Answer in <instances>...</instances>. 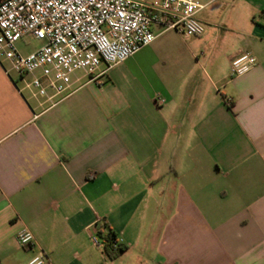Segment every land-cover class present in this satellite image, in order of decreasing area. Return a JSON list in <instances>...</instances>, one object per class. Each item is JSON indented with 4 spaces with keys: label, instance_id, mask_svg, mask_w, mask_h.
Wrapping results in <instances>:
<instances>
[{
    "label": "crops",
    "instance_id": "0c3cea01",
    "mask_svg": "<svg viewBox=\"0 0 264 264\" xmlns=\"http://www.w3.org/2000/svg\"><path fill=\"white\" fill-rule=\"evenodd\" d=\"M200 3L201 37L153 27L62 100L0 66V264H264V0ZM246 53L256 67L232 77ZM103 227L127 248L115 260Z\"/></svg>",
    "mask_w": 264,
    "mask_h": 264
},
{
    "label": "built area",
    "instance_id": "2783aa9c",
    "mask_svg": "<svg viewBox=\"0 0 264 264\" xmlns=\"http://www.w3.org/2000/svg\"><path fill=\"white\" fill-rule=\"evenodd\" d=\"M199 0H2L0 2V66L8 63L21 79L31 77L34 95L52 102L72 94V76L83 72L92 79L101 65L122 64L150 46L153 27L174 30L185 38L201 37ZM31 36L43 45L28 55L17 44ZM257 60L246 53L231 64V76L249 73ZM163 104V99L157 100ZM230 104V100H227ZM20 248L32 250L36 241L23 230ZM94 243L104 250L98 238ZM117 243L114 249H117ZM38 252L30 264H45Z\"/></svg>",
    "mask_w": 264,
    "mask_h": 264
},
{
    "label": "trees",
    "instance_id": "16d2710c",
    "mask_svg": "<svg viewBox=\"0 0 264 264\" xmlns=\"http://www.w3.org/2000/svg\"><path fill=\"white\" fill-rule=\"evenodd\" d=\"M231 107V105H229ZM98 239L105 244L104 253L110 260H115L117 257L126 252L127 248L121 244L117 249H114V245L117 243V235L110 231L108 227H103L97 231Z\"/></svg>",
    "mask_w": 264,
    "mask_h": 264
},
{
    "label": "rangeland",
    "instance_id": "374dc122",
    "mask_svg": "<svg viewBox=\"0 0 264 264\" xmlns=\"http://www.w3.org/2000/svg\"><path fill=\"white\" fill-rule=\"evenodd\" d=\"M230 10H231V8L223 6L220 4V2L215 1L213 4L207 6V8L205 9V12L206 13H213L215 15L214 16L215 18H220L221 16H224V14H226ZM23 42L28 45V46H26V50H24L25 52H28V53L39 49L43 45V42L35 40L31 36L25 37ZM23 42L18 43L17 47H20V45L23 44Z\"/></svg>",
    "mask_w": 264,
    "mask_h": 264
}]
</instances>
